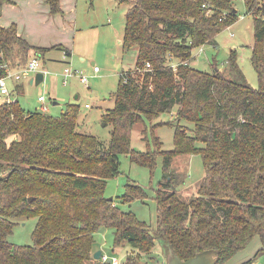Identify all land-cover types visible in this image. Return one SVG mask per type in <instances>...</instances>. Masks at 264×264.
Returning a JSON list of instances; mask_svg holds the SVG:
<instances>
[{
    "label": "trees",
    "instance_id": "obj_1",
    "mask_svg": "<svg viewBox=\"0 0 264 264\" xmlns=\"http://www.w3.org/2000/svg\"><path fill=\"white\" fill-rule=\"evenodd\" d=\"M124 1L121 44L136 48V65L120 73L114 108L103 116L112 127L107 144L77 130V104L55 116L25 111L18 101L0 105V264H112L93 256L101 228L112 230L114 247H129L119 264H146L141 257L151 258L157 246L182 260L214 249L216 264H225L254 236L262 245L240 264L264 260V0H242L253 16L256 88L235 50L227 72L192 65V51L215 46L216 35L237 19L235 0ZM45 3L51 14L62 13L61 0ZM46 50L30 45L14 24L0 25V77L3 63L24 66L30 52L40 57ZM147 62L150 68L142 70ZM172 112L173 120L155 121ZM140 123L143 134L147 124L173 126V147L158 150L152 142L159 137L150 145L146 136V148L134 149L131 132ZM194 153L201 156L203 177L185 200L176 193L171 164ZM122 155L151 173L161 158L154 230L105 195ZM145 197L142 186L128 183L121 200ZM31 217L32 244L11 243L16 220Z\"/></svg>",
    "mask_w": 264,
    "mask_h": 264
},
{
    "label": "rangeland",
    "instance_id": "obj_2",
    "mask_svg": "<svg viewBox=\"0 0 264 264\" xmlns=\"http://www.w3.org/2000/svg\"><path fill=\"white\" fill-rule=\"evenodd\" d=\"M129 4L124 0H93L92 6L88 0H78L76 11L78 24L86 23L90 28H79L74 35L73 44L75 51L72 58L69 56L68 64L71 70L82 72L88 78L89 87H85L77 77L68 79L70 82L64 86L61 82V76L64 67L61 62L51 61L61 55L57 49L51 50L45 56L44 80L39 85H29V79H24L25 92L19 95V103L25 109L31 111L39 108L37 98L40 94L45 96V104L48 106L46 113L50 115H59L66 104H77L80 106L78 116L79 132H83L96 137L103 144L110 140L111 125L105 124L104 114L114 108V94L118 89L119 76L124 70L134 69L136 65V48L125 50L119 40L123 38L125 13ZM234 7L237 10V19L233 24L221 30L215 37V46L203 45L192 51L194 57L192 65L200 70L211 72L213 67L227 72L229 65L227 63L231 50L237 52V64L242 71L246 81L252 87L258 86V77L252 66L250 57L252 54V45L254 41L253 16L246 14L245 5L242 0H235ZM119 38V39H118ZM200 48L202 51H199ZM82 54L84 60L79 56ZM43 62V60L41 59ZM55 62L53 66L50 63ZM92 62L94 64L92 65ZM97 66L99 71L94 74L93 67ZM13 79H9L12 83ZM66 83V84H67ZM55 87L59 104L53 106L54 96L50 89ZM69 90V92H66ZM75 95L78 98L75 99ZM56 98V96H55ZM85 103L89 108L84 107ZM62 110V111H61ZM174 113L161 114L155 121H171ZM147 124L146 133H142L143 124H137L131 132V146L136 150H144L148 136V143L154 136L158 140L152 142L156 149H171L173 147V126L159 125L150 128ZM144 137V140H142ZM174 178L178 181L175 187L176 193L183 199L188 200L193 197L196 188L203 177V164L199 154L178 155L174 157L171 164ZM161 158L156 160V167L151 171L146 167H141L130 161L128 155L120 157L119 173L107 181L105 195L112 197L115 203L123 211H131L136 217L150 226L151 230L156 227V200L155 194L158 182L162 179ZM182 180V181H181ZM128 183L142 186L146 193L144 200L135 199L130 203L121 200ZM36 224V218H21L16 220L12 234L8 236L11 243L19 245L32 244L31 234ZM94 249H100L102 254L109 257H116L118 261H123L131 251L127 245L125 247L113 246L112 230L101 228L94 235ZM261 241L258 236L242 249L232 255L225 264H240L252 257L261 247ZM153 256L141 257L146 264H165L168 259V251L157 246L153 250ZM256 262L264 264L263 258H258ZM255 262V263H256ZM254 263V264H255Z\"/></svg>",
    "mask_w": 264,
    "mask_h": 264
},
{
    "label": "crops",
    "instance_id": "obj_3",
    "mask_svg": "<svg viewBox=\"0 0 264 264\" xmlns=\"http://www.w3.org/2000/svg\"><path fill=\"white\" fill-rule=\"evenodd\" d=\"M61 8V14H51L49 7L45 3V0H7L0 7L1 26L7 27L14 24L17 28L18 34L22 38H24L30 45L36 48L47 49L45 52H43V55L39 57L41 68L44 70L46 69L45 66H47V63L45 62V56L53 49L60 50L61 55L55 58H50L53 59L51 61L61 62L63 64V67L65 68L67 66L66 64L69 63V56H71L72 58V53L75 51V43L73 44V40L76 32V25H78V30L79 28L81 29L83 27H91V24L88 25L87 22L81 23L80 26L77 22L78 19L76 11L78 8V0H61ZM121 42L122 40L118 41L119 44H121ZM65 51H68L69 55H65ZM30 55L31 57L35 56L33 51L30 52ZM79 56H81V61L85 59L82 54H80ZM41 59L43 60V62L41 61ZM55 62L50 63L51 66H53ZM93 64L94 62H92V65ZM20 67L21 66L19 65H14L12 66V69L17 70ZM123 71L127 70L123 69ZM30 79L31 78H29V81ZM23 80L24 79L20 81L13 80L11 81L12 83H9L8 81L9 95H0V104L9 100L19 102V95L24 94V92L26 91L25 88H27ZM70 80L68 82H70ZM62 84L64 86H67L69 83L64 84L62 82ZM66 92H69V90H66ZM50 93H52V95L54 96L52 105H58V100L61 98L58 97L57 91L55 90L54 86L50 89ZM41 95L43 94H40L39 96ZM39 96L37 98V101L40 102L38 103L39 108L35 109L38 111H42V108L47 105L44 101L39 100ZM77 98L78 95H75V99ZM86 105L88 104L85 103L84 107L89 108V105ZM22 108L25 111H31L29 109H25L24 106H22ZM48 110L49 109H47V111Z\"/></svg>",
    "mask_w": 264,
    "mask_h": 264
},
{
    "label": "built area",
    "instance_id": "obj_4",
    "mask_svg": "<svg viewBox=\"0 0 264 264\" xmlns=\"http://www.w3.org/2000/svg\"><path fill=\"white\" fill-rule=\"evenodd\" d=\"M199 51H202V49L200 48ZM65 55H69V52L65 51ZM150 66H151L150 63L147 62L145 64V67L142 70L149 69ZM1 68L3 70H5V72H6L5 75L0 77V95H2V96H8L9 95V89H8L9 79H13L15 81H20L22 79L33 78L37 72H42L44 74V76L47 73V71H45L44 69L41 68L39 56L31 57L26 65L21 66L17 70L9 68L7 63H3L1 65ZM142 70H140V71H142ZM93 71H94V73H97L99 71L98 67L94 66ZM60 76H61V80L64 84H66L68 82L69 78L77 77L80 80V82L85 85V87L89 86L88 78L86 77V75H84L82 72H79L77 70H71L68 66H66L63 69V72L60 74ZM39 100L45 101V96H43V95L39 96ZM5 102H11V100L5 101ZM86 106H88V105H86ZM47 109H48L47 106H44L42 108V111L46 112ZM101 259H102V261H107V260L111 261L112 264H119V261L116 257H108L107 255L102 254Z\"/></svg>",
    "mask_w": 264,
    "mask_h": 264
},
{
    "label": "water",
    "instance_id": "obj_5",
    "mask_svg": "<svg viewBox=\"0 0 264 264\" xmlns=\"http://www.w3.org/2000/svg\"><path fill=\"white\" fill-rule=\"evenodd\" d=\"M44 80V74L42 72H37L33 78L30 79L29 84L39 85ZM112 199V197H109ZM32 197L28 199L31 201ZM102 251L100 249L96 250L93 254L95 259H99ZM218 251L214 249H206L200 252H197L194 256L182 260L176 254L171 253L165 264H216ZM255 264H261L256 262Z\"/></svg>",
    "mask_w": 264,
    "mask_h": 264
}]
</instances>
